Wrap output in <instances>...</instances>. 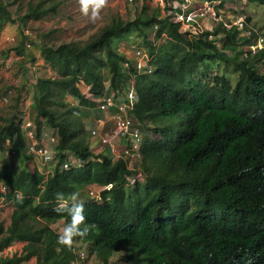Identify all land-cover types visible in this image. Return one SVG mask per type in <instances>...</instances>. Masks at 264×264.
Returning a JSON list of instances; mask_svg holds the SVG:
<instances>
[{"label":"trees","instance_id":"obj_1","mask_svg":"<svg viewBox=\"0 0 264 264\" xmlns=\"http://www.w3.org/2000/svg\"><path fill=\"white\" fill-rule=\"evenodd\" d=\"M249 1L264 5V0ZM17 2L20 11L24 0H0V28L2 20L25 25L55 15L61 5L30 0L26 12L13 19L9 7ZM145 2L133 19L114 18L87 41L42 46L43 58L58 77L37 76L33 106L38 119L57 131L56 160L48 176L30 167L17 172L14 162L4 159L0 181L14 210L8 227L0 220V264H24L32 256L36 264H71L79 244H88V255L101 264H110L121 251L128 264H264V49L242 57L237 28L226 32L222 48L209 39V32L189 38L179 23ZM155 25L156 38L167 36L159 45L148 39ZM133 35L143 38L153 56L152 74L124 68L129 59L119 44ZM20 46L23 53L24 43ZM211 61L234 64L236 82L199 73ZM106 74L116 91L135 78L133 113L150 130L142 145L145 182L128 185L132 171L125 160L97 154L90 146L81 106L96 102L88 100L78 83L84 81L101 95ZM28 83L12 98L7 115L0 116L2 156L8 139L15 140L27 162L32 156L22 131L21 93ZM68 93L79 105L66 101ZM72 159L81 165L62 171L60 165ZM90 184L112 187L95 201L88 195ZM73 193L84 203L88 231L68 248L58 243L53 225L71 222L68 212L56 209L59 196L70 206ZM16 241L28 242L23 254H1Z\"/></svg>","mask_w":264,"mask_h":264},{"label":"built area","instance_id":"obj_2","mask_svg":"<svg viewBox=\"0 0 264 264\" xmlns=\"http://www.w3.org/2000/svg\"><path fill=\"white\" fill-rule=\"evenodd\" d=\"M137 0H128L129 3H135ZM150 4L155 8H160L161 15L169 18L171 22L180 24V31L188 35L189 38H197L205 32H209V39L213 40L219 48L224 47L227 40L226 32L237 28V38L243 37L242 42L239 43V48L244 50L243 56L247 57L249 52L256 54L264 47V39L261 35L256 40L245 43V38H250L253 33L258 34V31L248 22V14L244 12L242 8H238L231 3V0H149ZM142 5L139 9H141ZM221 26V31L218 32L217 28ZM148 31V39L154 44H162L167 36H163L159 39L156 38L158 32V25L153 26ZM218 32V33H217ZM27 35H31L29 32H25ZM236 38V42H238ZM15 40V37L12 38ZM229 50H226L228 52ZM229 53V52H228ZM231 53V51H230ZM128 58V57H127ZM124 62V68L127 70L133 67L138 73L152 74L155 70V66L152 63L153 56H151L143 47H135L131 58ZM133 61V62H132ZM3 62V59L1 60ZM7 69H10L9 63L5 65ZM18 82H14L16 85ZM14 94L13 88H8L1 96L0 101L5 105H9L11 97ZM124 100L120 103H116L112 97L107 98L101 105L102 110L108 107H116L118 114L113 118L114 128L110 132L108 137L102 139L103 143L110 144L117 139L124 141V145L121 148V152L118 158H123L127 163V167L132 171L127 175L128 185H135L138 182H143L145 176L143 171L139 168L142 161V145L144 141V132L140 127L136 125V120L133 113V107L137 101V92L135 88V78L132 77L130 85L124 90ZM22 131L26 140V149L29 155L34 159L39 160L42 166L51 164L56 160L55 147L58 143V134L51 136V144H42L40 138L34 127V123L31 120L24 119L22 121ZM92 134L98 135L97 130L92 131ZM4 159L13 162L18 151L7 143L4 146L3 151ZM50 157V158H49ZM4 159H0V170L2 169ZM71 161H64L60 169L68 170ZM3 192H7V187L3 184L0 185ZM109 186H101L98 184L89 185L88 190L91 198L96 201L102 199V191ZM9 204V203H8ZM5 200L2 198L0 206H5ZM87 249L81 248L77 251L76 263H80L81 260H85L87 256Z\"/></svg>","mask_w":264,"mask_h":264},{"label":"crops","instance_id":"obj_3","mask_svg":"<svg viewBox=\"0 0 264 264\" xmlns=\"http://www.w3.org/2000/svg\"><path fill=\"white\" fill-rule=\"evenodd\" d=\"M41 20L42 19L35 20V21L38 22ZM23 30H24V24H22L19 21H16L15 23L5 21V20L1 21L0 39L4 40L5 38H8L9 36L16 37L15 35H17L18 38L17 37L16 38L19 40V42H21L23 37H26V41L24 42V46H23L24 52L23 53H11L10 57H8L9 53H5V51H3V53L1 54V59H4L5 62L10 63L11 61L12 62L14 61L12 64V71H14L13 75H11V72L10 73L9 72H7V73L3 72L1 67H0V84L3 85L4 83H6L5 86L0 85L1 90L4 87H5V89L14 88V82L17 81L18 83L16 84L17 87L14 91L13 96L11 97L10 104L4 105L0 101V113H4L3 114L4 116L7 115V112L9 110L10 106L13 104L12 98H15V96L18 95V92H20L21 86L24 83L26 84L27 81L30 80V83H28L30 85L23 90L24 92L22 91L23 94L21 93V97L23 98V104L21 105V111L23 113V117H24V119L33 121L35 130H36L37 135L40 138V141L42 144L52 145L51 144V136H53L54 134L57 135V131L54 128L46 126L45 121L43 119H40V120L38 119L37 112L33 106V101H34V99H33V94H34L33 85L36 82L37 76L42 75V76H47V77H52V78L58 77V74L56 73V71H54L46 63V61L43 58L42 53H41V48L44 44L55 42L51 38V36L53 35L54 32H53V29H49L47 32L40 33V35H38L37 38L34 39L32 36L25 34V30L24 31ZM31 37L35 41L33 42V40H31V42L29 43L27 39H29V38L31 39ZM121 48L123 50H121ZM119 50L122 53H124L128 58H131L133 55V52H134V49L131 48V43L128 40L123 41L119 44ZM128 71H129V69H128ZM25 73H26V75H24ZM1 77H2V79H1ZM104 85H105L104 92H103V94L99 95V94L92 93L91 92V86L87 85L84 81H81L78 83V86H79L81 92L88 98V100L90 102H96V106L90 107V106L82 105L81 109L83 110V112H86V115H87L84 118V125H85V128L88 131V133L92 135L91 145H90L91 148H93L94 152L97 154L100 152L101 153L104 152V153L108 154L110 157H112L113 159H116V157H118L120 152H121V148L124 145V141L121 139H117L110 144H105V143H103L102 139L105 137H108L110 132L114 128L113 118L118 114V109L116 107H108L107 109L102 110L100 108V105L109 97H112V99L116 103L122 102L125 99L124 94H123L124 89L122 91L112 90L110 88V82H109V78H108L107 74H106V78L104 80ZM5 89L2 90L3 92L0 90V92H2L0 94V98H1L2 94L6 91ZM66 101L70 104L72 103V104L79 105V101L76 98H74L72 95H70L69 93L66 94ZM136 125L142 129V131L144 132V136L148 135L150 133V130H148L146 128L145 124L143 125L142 123H140L139 121L136 120ZM38 127H39V129H38ZM94 130H97V132H99V134L94 136L92 134V131H94ZM6 143L8 145H11V146H14L17 148L15 140L11 141L10 139H8V141ZM55 150H56V148H55ZM0 156H2L1 152H0ZM0 158L4 159V156H2ZM73 160L75 161V164H78V165L81 164V162L79 160H77V159H73ZM13 162H14V168L17 172H19L25 168L30 167V169H32V170L37 169L41 173H44V174L49 176L53 172V168H54V164H52V163L48 164L46 166H42V164L39 162V160H36L33 157L31 159V161L27 162V160L23 157V155L20 152H18V154L16 155ZM32 162H35V165H33ZM7 206L12 207V212L10 215L9 223L7 224L5 221H2L0 218V220L2 222H4L5 227H8L10 225L11 216H12V213L14 210L12 204L11 205L9 204ZM0 211H1V213L3 212L1 209H0ZM1 217H2V214H1ZM64 226H65V221L60 220V221H58L57 224L53 225V228L55 229L56 232H59V230L61 228H63ZM26 246H28L27 241H16L15 243L12 244V246L8 247L9 248L8 250H12V248H14L13 254H11L9 256H12L14 254H18V255L23 254ZM87 246H88V244H79L78 250L81 248L87 249ZM17 249H19V250H17ZM59 249L60 248H58V251H59ZM5 250L1 254L7 256L8 253L6 252V254H7L6 255ZM59 252H61V251H59ZM75 253L77 255V252H75ZM28 262H29V264H36L37 257L32 256L27 262H24V264H28ZM71 264H75V262H73ZM76 264H84V263L80 262V263H76ZM86 264H89V263L87 262Z\"/></svg>","mask_w":264,"mask_h":264},{"label":"rangeland","instance_id":"obj_4","mask_svg":"<svg viewBox=\"0 0 264 264\" xmlns=\"http://www.w3.org/2000/svg\"><path fill=\"white\" fill-rule=\"evenodd\" d=\"M29 1L30 0H24V2H22L25 5L23 9H21L20 11L18 9L20 3L18 2L9 7V9L12 11L13 19L18 18L19 15L24 14L26 12V4ZM31 1L37 2L38 0H31ZM55 1L61 2L57 14L55 15L50 14L38 22H36L35 20H30L27 22V24L24 25L25 32H29L31 34L30 36H32L34 39H36L37 36L40 35V33H44L47 32L49 29H53L54 33L51 36V38L55 41V43H61L64 41L69 42L71 40L87 41L88 39L91 38V36L99 32L102 29V27L111 23L114 18L121 17L124 20L128 18L133 19L140 6L146 4L145 0H137L136 4L129 3L128 0H108V4L103 9H101L99 18L93 21L90 18L91 8L89 9V15L83 14V12L81 11L80 0H55ZM241 2L245 4L243 7L241 6ZM147 3L150 6H152L150 2ZM233 5L237 6L238 8L246 9V12L251 17L252 26L258 31H260L262 37H264V6L256 2H249L244 0L238 1ZM15 22L16 21H14L13 23ZM148 31L150 33L152 32L150 30ZM15 36L17 37V35ZM12 37L13 36H9L4 40L0 39V67L2 71L5 73L11 72V75L14 74V71H12V64L14 61L13 62L11 61L9 63L10 69H7L5 67L7 62H5L4 59L3 62H1L2 60L1 54L3 53V51H5V53H9L8 57H10L11 53H19L18 47L26 41V37H23L21 42H19V40L17 39L18 37L17 38L15 37V40L13 41ZM32 37L31 39L30 38L27 39L29 43L31 42V40H33V42L35 41ZM128 39L129 42L131 43V48L134 49L135 47H143L146 49L142 37L133 35ZM242 39L243 37L240 36L237 38L238 42H236V39L235 42L239 44L242 42ZM121 50L123 49L121 48ZM228 52L230 53V51ZM200 72L206 74L207 76L225 75L226 77L230 78L232 82H236V80L239 77V73L235 70V65L226 64L224 62H220V63L216 61L207 62L201 66V68L199 69V73ZM5 85L6 83H4L2 86ZM3 89H5V87L2 88V90ZM2 92H0V94ZM3 114L4 113H0V116H4ZM156 138L160 139V135H156ZM32 163L33 165H35V162ZM139 168L142 170L141 165H139ZM145 181L146 179L143 182ZM11 212H12L11 206H7L5 209L3 208V212L1 213L2 214L1 220L5 221L8 224L10 221ZM8 249L9 248L5 250V254L6 252L8 253V255L13 254L14 248H12V250H8ZM124 254L125 252L123 251L116 253L112 257L110 264H128L125 260H122ZM87 256L88 257L85 261L86 263L88 262L89 264H101L94 256H89L88 252H87Z\"/></svg>","mask_w":264,"mask_h":264},{"label":"clouds","instance_id":"obj_5","mask_svg":"<svg viewBox=\"0 0 264 264\" xmlns=\"http://www.w3.org/2000/svg\"><path fill=\"white\" fill-rule=\"evenodd\" d=\"M236 1L238 2V1H243V0H231V3L234 4ZM244 1H249V0H244ZM80 4H81V11L85 15H89V9L91 8V17L90 18L93 21H95L96 19L99 18L101 9H103L108 4V0H80ZM244 5L245 4H243L241 2V6L243 7ZM243 10H244V12H246V9H243ZM248 17H250L249 14H248ZM248 22L251 24V20L248 21ZM259 35H261L260 31H258V34H255V32H254L253 35L250 37L251 42L256 40ZM246 39H249V38H245V40ZM263 39H264V37H263ZM263 49H264V47L261 50H263ZM242 57H244V56H242ZM154 136H155V134L152 135V137H154ZM142 158H143V154H142ZM68 161H71L72 164L75 163V161L73 159L72 160H68ZM71 165H70V167H71ZM62 171H65V170H62ZM2 184L3 183L0 181V185H2ZM90 185H92V184H90ZM88 187L89 186H87V190H88ZM0 191L3 194V196L0 197V201L3 198L5 200V203H6L5 206H3V207L0 206V209L3 211V208H5L9 204L10 205L12 204V206H13V203L6 198V194H7L8 190H7V192H3L1 190V187H0ZM88 195L90 196L89 190H88ZM17 199H18V201L22 202L23 201V196L21 194H18L17 195ZM58 199L60 200V203H59V206L57 207L56 211L57 212H65L66 211L71 216V222L68 223L67 225H65L63 228H61L59 230V232H58V243L61 244V245L67 246L68 248H72L73 245H74V242H75V238L85 235L87 233V231H88V227L85 224L86 216L84 214V203H83V201H81L79 199V193L71 194V205L70 206H69V202L64 200L62 195L59 196ZM82 225L84 227H81Z\"/></svg>","mask_w":264,"mask_h":264},{"label":"water","instance_id":"obj_6","mask_svg":"<svg viewBox=\"0 0 264 264\" xmlns=\"http://www.w3.org/2000/svg\"><path fill=\"white\" fill-rule=\"evenodd\" d=\"M59 251H61V249H59Z\"/></svg>","mask_w":264,"mask_h":264}]
</instances>
